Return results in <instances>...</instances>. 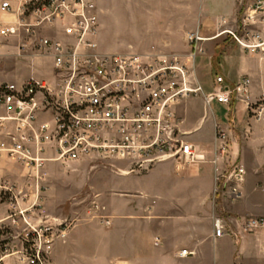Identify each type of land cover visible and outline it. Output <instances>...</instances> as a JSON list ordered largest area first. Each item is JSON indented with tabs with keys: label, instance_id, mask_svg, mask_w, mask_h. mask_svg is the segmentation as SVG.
I'll return each mask as SVG.
<instances>
[{
	"label": "built area",
	"instance_id": "obj_1",
	"mask_svg": "<svg viewBox=\"0 0 264 264\" xmlns=\"http://www.w3.org/2000/svg\"><path fill=\"white\" fill-rule=\"evenodd\" d=\"M243 2L234 30L213 38L199 30L188 33L185 55H123L100 51L99 0H0V47L24 33L17 56L31 52L53 62L49 81L0 83V201H6L0 207L7 211L0 218V264H52L57 241L73 226L43 216L44 182L52 163L120 162L129 166L126 174L149 172L168 161L181 169L211 164V202L219 209L213 237L240 236L230 226L234 223L246 235L264 226L262 218L231 221L225 215L223 206L241 199L246 176L237 162L219 169L229 153L228 130L215 125L216 143L208 151L186 140L177 115L184 100L194 97L229 112L236 102L249 108L248 77L231 87L216 75L206 93L195 75L197 59L206 55L204 44L221 37L264 59V0ZM14 172L21 182L8 180ZM93 208L99 211L97 204ZM190 255L179 253L180 258Z\"/></svg>",
	"mask_w": 264,
	"mask_h": 264
},
{
	"label": "crops",
	"instance_id": "obj_2",
	"mask_svg": "<svg viewBox=\"0 0 264 264\" xmlns=\"http://www.w3.org/2000/svg\"><path fill=\"white\" fill-rule=\"evenodd\" d=\"M243 1L220 0V3H217L215 0H209V5L211 6L209 9L206 7L208 5L201 6L200 2L198 7L193 6L188 10L190 26L182 31L181 35L191 28H193L191 32L199 30L204 38H213L221 30H234L243 10ZM188 3L193 4L192 1ZM195 3L196 1H194ZM216 3L217 7H215ZM98 6L100 22L98 43L100 48L103 28L102 0H99ZM209 27L213 34L211 37H206L203 31ZM152 33L164 34V37H171L174 42L173 35L166 33V31L164 33V29ZM169 39H166V41H169ZM166 41L163 44L164 48H169L170 44ZM224 42L226 43L217 47V54L206 52L208 70L211 74L215 72L212 82L215 76L219 75L225 78L228 86L233 87L240 78L248 77L251 80L250 102L264 101V94L260 93L258 89L261 82L259 80L264 75V59L258 55L245 53L240 48H232L231 45L229 46V42H233L230 38L225 37ZM142 44L143 48L146 47L143 41L141 44H137L136 47L130 44L127 48L139 50ZM5 46L7 45L1 48L6 49ZM3 49H0V53H3ZM229 49L234 50L230 53ZM15 50L17 55V49ZM100 51L102 53H111L102 51L101 48ZM234 58L240 60L241 67L237 77L232 79L221 72L225 71L222 65L223 61H235ZM52 70L53 66L50 67L51 76ZM203 71L205 72V70ZM35 75L31 78L49 81L46 78H37ZM197 77L201 84L207 79L205 73L200 77L197 72ZM24 82L23 80L14 82L0 81V83H15L17 85H21ZM244 103H234L231 112L224 106L218 105L221 108L222 116L220 120L213 116L214 130L216 124L222 125L228 130L229 136H231L234 129L243 128L244 124L246 129L251 131V139L255 141L252 123L260 124L262 118L252 122L247 117H243L247 113V110H245L247 106ZM203 121H199L197 128L193 132L187 133L192 135L191 143L207 150L206 148H209L213 143L215 131L207 139L200 141L194 138V135L200 130ZM183 122L185 121L183 120ZM187 133L186 135H188ZM119 170L120 172L113 176L115 184L112 187L114 189L112 200L106 205L97 201L100 207L104 208V211L95 212L94 208L91 210L87 209L83 213L71 216V220L67 217H58L56 215V217L53 215L51 218L58 221H72L74 222L73 224H103L99 218L94 217H106V221L108 220L112 226L114 235L112 240L103 242L102 239L98 240L100 246L99 256H107L109 254L105 264H264V226L246 235L242 234L240 228L234 223L230 226L236 234L240 233V236H226L222 239L213 237V217L218 214L219 210H216L217 208H214L211 202L215 174V168L211 164H198L181 169L176 162L168 161L158 164L144 175L136 176L126 174L129 170ZM133 176L134 185L118 183L122 179H129ZM262 183L263 187H260V184L257 183L255 189L263 190L264 180H262ZM246 184L245 178L242 185L241 199L229 208L230 211L228 212L234 215L230 217V220L264 219V209L250 202ZM223 209L225 210L224 207ZM91 213L94 214V217H91L93 216L90 215ZM75 235V233L69 232L65 244L55 246L52 264L55 263L59 253L72 240V242H84L81 239H74ZM110 241L113 242L112 247L116 246L118 249L109 247ZM182 250H187L192 255L180 258L179 253Z\"/></svg>",
	"mask_w": 264,
	"mask_h": 264
},
{
	"label": "rangeland",
	"instance_id": "obj_3",
	"mask_svg": "<svg viewBox=\"0 0 264 264\" xmlns=\"http://www.w3.org/2000/svg\"><path fill=\"white\" fill-rule=\"evenodd\" d=\"M189 1L196 3L190 4ZM214 1V0H211ZM220 3V0H215ZM206 6L208 9L209 0H102L103 8V28L101 32L102 44L100 46L102 51L111 53L105 54H130L137 52L138 54H145L149 52H157L167 55H185L188 53V48L185 42V37L188 33L193 31V28L188 29L190 22L188 19V10L193 6ZM217 3L215 7H217ZM164 29V33H171V37H164V34L152 33L159 32ZM211 28H205L204 36L211 37ZM151 32V33H150ZM21 35V36H20ZM19 37H14L6 41V49L0 53V81H26L33 77L46 78L51 80L50 67L53 62L48 59H31L35 58L33 54L25 53L23 57H17L16 50L21 40L27 39L24 33ZM224 38L206 42L204 48L207 53H216L217 47L223 45ZM169 39V48H164V42ZM145 42L146 47H139V50L127 48V46L141 44ZM166 41V42H167ZM229 41V40H228ZM173 42V43H172ZM234 49H239V46L234 42H229V46ZM234 49H229L232 53ZM1 51V50H0ZM233 60H225L222 65L225 71L221 72L227 77H237L240 72V60L234 58ZM208 57L202 56L197 59V72L200 77L205 73L207 79L203 81L202 87L206 93L213 90V75L208 70ZM205 70V72L203 71ZM42 76V77H40ZM233 76V77H231ZM199 81V80H198ZM259 90L264 94V75L260 78ZM200 82V81H199ZM251 94V91H250ZM247 106V103H244ZM249 108H245L247 113L243 117H247L250 121H256L262 118L260 124L252 123L254 130L255 141L251 139V131H248L243 124V128L234 129L232 131V138L229 139V153L225 163H220V170L229 169L234 162L241 164L246 170V186L248 189L250 202L256 206L264 209V189H255L256 184L259 183L263 187L262 180L264 176V101L251 103L248 100ZM241 109V107H239ZM223 111V110H222ZM244 114V113H243ZM247 114V115H246ZM177 115L183 119V131L193 132L197 128L199 121H203L200 130L194 135L197 140L207 139L214 134L213 116L221 119V108L217 104L211 107L207 106L201 97H194L181 104L177 109ZM188 134V133H187ZM186 140L191 141L192 135H186ZM215 136L212 145L206 148L211 151L215 146ZM208 165V164H206ZM129 170L127 164L120 162H100L96 160H84L68 165L60 163H52L47 168V176L45 179V195L43 216L52 218L64 217L71 220V216L78 213H83L87 209H92L94 204L99 206L100 212L104 211L99 203L106 205L113 197V186L115 184L114 177L120 170ZM148 172L133 173L136 175H144ZM260 175V176H259ZM134 176L129 179H122L119 184L134 185ZM8 180L11 182H21L16 173H9ZM99 203H98V202ZM6 203L5 200L0 201V206ZM4 206V205H3ZM225 208V215L229 219L232 215L228 211L230 204L223 206ZM228 207V209H227ZM216 210H219L218 208ZM7 215L6 207H0V218ZM56 215V216H55ZM91 217H94V214ZM104 216H98L103 221ZM106 218V217H104ZM232 221V220H231ZM69 232L75 233L76 240L64 248L58 255L53 264H105L108 260L107 256H99L100 246L99 239L102 242L105 240H112L114 232L111 224H73ZM15 235V234H14ZM98 238V239H97ZM68 237L64 240H59L56 246L65 244ZM104 245V244H103ZM113 242H109V247H112ZM118 249L116 246L112 247Z\"/></svg>",
	"mask_w": 264,
	"mask_h": 264
}]
</instances>
